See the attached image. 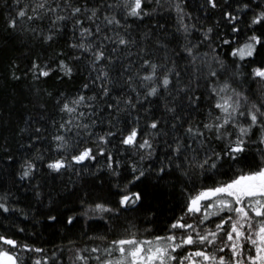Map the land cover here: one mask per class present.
<instances>
[{"label": "snow or ice", "instance_id": "snow-or-ice-1", "mask_svg": "<svg viewBox=\"0 0 264 264\" xmlns=\"http://www.w3.org/2000/svg\"><path fill=\"white\" fill-rule=\"evenodd\" d=\"M165 13H174L173 32L159 19ZM200 13L217 15L206 23ZM3 31L38 40L52 54L41 59L26 53L20 74L13 61L11 79H30L43 102L20 129L29 133L20 146L24 154L18 158L5 149L0 167L19 160L13 175L19 182L36 180L37 199L41 181H60L53 190L80 205L79 211L68 209L73 214L66 225L83 217L88 228L97 219L109 227L145 205L149 184L169 194L179 190L182 198L180 214L162 234L126 228L110 241L100 237L107 241L103 248L76 249L77 261L264 264V89L254 99L243 87L249 78L264 85V2L197 0L192 8L190 0H12ZM62 36L67 50L54 48ZM77 75L84 82L74 94L56 89L54 96L38 86ZM43 97L54 100L56 117ZM70 173L77 179L107 173L106 196L89 202L91 193L81 194ZM59 204L67 206L63 195L59 202L49 197L47 221L58 222ZM16 210L10 193L0 194V214ZM31 252L44 249L0 234V264L51 259H32L26 255Z\"/></svg>", "mask_w": 264, "mask_h": 264}, {"label": "trees", "instance_id": "trees-1", "mask_svg": "<svg viewBox=\"0 0 264 264\" xmlns=\"http://www.w3.org/2000/svg\"><path fill=\"white\" fill-rule=\"evenodd\" d=\"M30 0H21V4L29 3ZM192 8L197 7V0H190ZM264 0H253V5L262 3ZM12 10V0H0V161L4 160L9 152L16 157H21L25 149L20 146L25 144L28 140L29 133H21L20 129L26 127V121L29 117L35 119L36 109L34 105L38 99L33 94L34 85L30 79H22L14 81L11 79V72L13 71V61L19 65L17 73L20 74L25 68L28 60L26 53L33 57L39 55L41 59H46L52 54V49L47 45H42L40 41L33 40L28 36H19L14 34L9 37L4 29V15ZM201 19L206 23H211L217 14H213L210 18H205L200 13ZM251 16V13L248 14ZM174 13H165L164 16L159 17L161 23L167 21L169 25L168 31L173 32L175 26ZM247 19V17H245ZM241 27H244L243 22ZM182 42V41H181ZM67 46V37L62 36L59 42L54 45V48H65ZM175 46V42H173ZM67 50V49H66ZM207 50V49H203ZM222 55H226L227 49H220ZM247 71V70H246ZM84 82V77L77 75L72 81H57L55 77L47 82V84L38 85L39 87H48L53 91L55 90L67 91L74 94L80 85ZM243 87L249 89V95L255 93L254 99L261 97L264 85L258 82L253 83L249 80L244 83ZM49 104V115L56 117L57 112L54 107V100L48 97H43ZM51 132L52 129L50 128ZM122 160L128 161L126 155L119 157ZM251 159V154L249 155ZM103 161H101L102 163ZM19 160L15 165L3 164L0 167V194L4 192L10 193V201L17 209L9 214H0V234L10 235L22 242H27L35 247L44 249L43 253L31 252L27 253L28 257L32 259H41L48 256L51 259L48 264H81L76 260V249H84L85 247L99 246L101 248L114 238L128 231H136L139 229L140 234L145 235L144 229L151 227L156 234H162L168 222L175 216L180 214V204L182 198L179 190L172 194L168 192L155 189L149 184L147 190L152 194L150 199L146 201L142 208L136 211L123 213L119 218L111 220L109 227H106V222L103 219H97L95 222H89L91 227L85 226L83 217L79 218L73 225H66V216L73 214L68 209L79 211V201L75 197H68L67 192H59L53 190L54 187L59 189L61 182L56 181L55 185L51 181L45 183L41 181L40 191L43 193L42 197L37 199L35 196L36 189L32 187L36 183L33 180L31 184L27 181L19 182L18 178L13 175V169L18 167ZM91 167L95 168V162ZM127 164L125 169H122L124 175H127ZM72 175V180L75 182L76 189L82 194L83 192L91 193L89 202L100 196H106L108 192V182L112 180L107 173H103L99 177H93L88 174H83L79 179ZM101 180L104 181L101 184ZM67 182V177L64 178ZM69 187H72L69 184ZM63 195L66 205L59 204V219L58 222L52 223L45 219L48 212V199L51 197L53 200L59 202L60 196ZM21 210L27 213V216L21 214ZM155 213L153 217L151 213ZM148 219H154V223L147 224ZM135 225L136 228H132ZM19 228H24V232H19ZM107 237V241L100 239V237ZM62 250V251H61ZM56 253V257H53ZM28 264H32L31 259Z\"/></svg>", "mask_w": 264, "mask_h": 264}]
</instances>
